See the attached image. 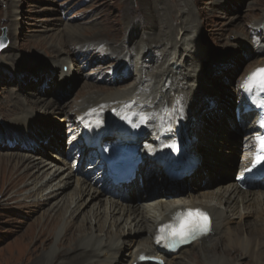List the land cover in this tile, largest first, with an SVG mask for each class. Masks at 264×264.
I'll use <instances>...</instances> for the list:
<instances>
[{"label":"bare ground","instance_id":"1","mask_svg":"<svg viewBox=\"0 0 264 264\" xmlns=\"http://www.w3.org/2000/svg\"><path fill=\"white\" fill-rule=\"evenodd\" d=\"M169 4L175 6V2H169L164 7L168 8ZM164 7H156L159 14L153 17L155 23L153 28L150 25L149 33L144 28L137 33L127 27L122 43L117 45L97 33L92 35L94 31L87 28L66 24L53 40L39 38L32 42L34 48L50 55L52 59L48 61L29 60L32 57L29 56L20 57V62L15 63L19 54L9 50L17 57L12 61H6L3 52L0 54V80L5 73L9 80L14 76L20 80L19 69L29 64L33 67L29 68L33 77L41 83L35 92L11 94L0 103V151H14L0 152V194L8 187H15L3 199L5 203L15 196L18 202L26 201V207L36 210L48 205L39 217V229L30 234L34 242L28 252L34 258L30 264H118V261L120 264H244L241 259L246 257L250 258V264H264V217L255 218L248 225L229 226L235 218L264 216V189H242L233 180L210 188L241 167L237 157L244 156L240 151L248 143L251 123L246 121V115L242 116L243 122L235 119L234 94L249 73L264 68V9L257 17L261 21L255 26L259 31L257 37L252 36L251 30L236 32L237 52L251 59L242 74L233 75L237 69L235 62L226 60L228 63L220 64L221 58L210 60L203 43L205 38L194 30L192 15L185 4L179 7V15ZM175 21L179 23L172 24ZM157 24L159 29L155 32ZM16 29L11 28L10 33ZM144 33L146 41L155 34L157 43L147 45L139 39ZM196 33L197 41L193 38ZM63 40L74 42L56 53ZM139 40L143 44L137 45ZM151 50L155 51L154 56L149 55ZM63 52L67 57H62ZM81 58H86L88 63L97 59L106 62L97 68L99 75L108 79L106 86L94 88L92 83L83 82L81 89L87 93L75 106L57 103L54 97L44 100L42 96L48 89L40 86L50 85L57 71L50 93L62 94L73 88ZM39 60L45 65L34 66ZM206 60L215 68L204 69ZM130 67L134 74L131 82L126 86L115 85ZM109 69L114 78H107ZM218 78L226 80L223 95L210 85ZM237 78L234 88L232 81ZM20 83V87L32 85L29 79ZM31 97L35 98L30 100ZM144 115L149 117L147 122H141ZM63 124L69 127L63 130ZM121 128L142 129V153L147 161L139 168L138 177L124 185V189L97 181L92 164H86L81 172L85 174L79 175L80 152L68 164L75 153L67 151L83 142L84 132L92 138L103 135L105 140H112L110 135ZM176 132L178 139H191L186 141L185 150L198 155V163L194 172L183 177L170 191L163 168L151 164L147 157L167 153L166 141ZM61 133L68 136L66 145ZM82 150L86 152L85 148ZM202 183L210 187L201 190ZM22 191L25 193L19 194ZM188 208L207 213L210 231L180 248L172 249L170 241L157 243L159 227L172 222L177 211ZM243 226L248 229L242 236ZM50 241L51 245L46 247ZM189 250L193 251H190L193 259L185 254Z\"/></svg>","mask_w":264,"mask_h":264},{"label":"rangeland","instance_id":"2","mask_svg":"<svg viewBox=\"0 0 264 264\" xmlns=\"http://www.w3.org/2000/svg\"><path fill=\"white\" fill-rule=\"evenodd\" d=\"M169 2H175L174 7L169 4L168 8L173 14L177 15H179V7L184 6V4L187 6V10L192 15V25L196 28L194 30H197L199 34L205 38L203 43L209 50L211 56L210 60H219V58H221L223 60L219 62L220 64L227 61H230V63L235 62L234 64L237 65V69L234 70L233 75L243 73L247 61L251 58H249L250 56L248 57L237 52V45H234L237 39L236 32L242 30L247 32V30H251L252 36L257 37L259 31L255 29V26L257 23L261 22L257 17L260 16L261 9H264V0H161L159 3L154 1L153 3L146 2L145 0H0V36L4 34L6 41L4 48L0 50V54L3 52L6 61H12V59L17 58L14 55L19 54L18 59L13 61L15 63L20 62V57L29 56H32L29 60L36 61L35 59H41L48 61L50 55H46L42 49L38 50V47L34 48L32 42L39 38H45L47 41L53 40L58 35V30L63 28L66 24L78 25L79 27H84V29L87 28L86 30L91 32L94 31L92 35L97 33L104 37L105 41L112 42V45H117L122 43V38L127 33V27L129 31H136L137 33L144 28L145 32L148 31L149 33L150 25L152 28L154 27L153 22L155 23V21L153 17H157V14H159L156 7L167 6L166 3L168 4ZM157 3L158 5H155ZM168 8L165 9L168 10ZM179 21L172 22V24L175 25L179 23ZM138 22H140V24H136ZM144 23H146V25ZM13 27L17 29L16 32L11 34V28ZM155 27H157L155 28V32H158V24L155 25ZM178 33V31L175 32V38H178ZM154 36L155 34L152 36V39L146 41L143 39L145 37L144 33L139 36V39L145 41L147 45L156 44L157 39H154ZM196 36L197 33L193 38L197 41ZM142 41H137V45L143 44ZM72 42L74 41L63 40L62 46L55 50L56 53L58 50L65 49L66 45ZM164 46H166V42H164L163 47ZM9 50L16 54L13 55L9 53ZM39 51L41 53L36 54ZM154 53L155 51L151 50L149 55L154 56ZM67 55L66 52H63L62 57H67ZM86 60V58L79 59L77 63L79 66V73L76 75L77 80L75 81V85L73 88L66 89L65 93H50L53 84L52 81L57 79V75L59 74L58 71L53 74V80L50 85L42 84L40 88L48 89L42 96L44 100L49 99V97H54L55 99L53 100L57 103L65 104V102H68V104L75 106L84 99V95L87 93L86 90L81 89L83 82L92 83L91 85H93L94 88L99 86L105 87L108 79L105 80L106 78L104 79L102 75H99L97 68L98 66L106 64V62L97 59L92 63H88ZM210 60L204 61V69L211 68L212 70L215 68L214 65L212 66ZM0 64H2L1 61ZM42 64L45 65L43 61L39 60L34 66H43ZM25 65H28V67L19 69L21 70L19 74L21 75L20 80L15 76L9 80L6 73L4 75L2 74V79L0 80V103L5 101L11 94L14 96L18 92L22 93V91H37V84L40 85L41 83L39 84L37 78L33 77L34 74L31 72L33 67L29 64ZM68 67L67 65V68ZM125 71L126 75L121 76L119 79L120 81L115 85L126 86L134 78L132 67ZM8 74H10V72H8ZM10 77H12V74ZM108 77L114 78V75H111L110 69L107 73V78ZM26 79H29L32 85L24 84L20 87L21 80L25 81ZM225 81L224 79L218 78L210 85L214 87L216 91H219L218 93L220 95H223L226 92V88H224ZM238 81L239 78H237V80L233 79L232 85L234 88H236L235 85ZM25 96H28V94L25 93ZM32 98L34 99L35 97H31L30 100H33ZM28 104L32 105L30 101ZM210 106H212V103H210ZM67 107L69 106H65L64 108L67 109ZM33 110L36 111L35 109ZM37 113L39 112L37 111ZM39 114L41 115V113ZM46 117L47 116L43 118ZM67 127H69V124H63L61 128L65 130ZM54 131L55 130H53V132ZM61 136L65 138L66 145L68 136L66 133H61ZM62 146H64V142ZM0 152L14 151L2 150ZM33 154L37 153L33 152ZM76 156V154H73V158L69 160L68 164L72 161L74 162ZM51 158L54 159V157ZM84 170V166L81 165L78 170L79 175L85 174L84 172L81 174ZM234 174L235 171L228 179L214 182L211 187L204 186V183H202L199 189L213 188L223 182H230ZM254 188L264 189V186H256ZM14 190L15 187H8L0 194V202L4 203L0 204V264H30L34 260V258L28 254L34 244V242L31 241L30 234H32L33 230L37 231V229H39V225H37L39 217H41V212L47 208L48 205H43L36 210V208L26 207V201L18 202V198L15 196H13L12 199H8V203H5L3 199H7L9 194ZM24 193L25 192L22 191L19 194ZM151 195H154V193H151ZM17 211L27 214V216L17 213ZM262 217L264 216L235 218L229 226L234 228L238 223H241V225L246 223L248 225L255 221V218L260 219ZM245 227L246 226H243L242 236L245 234V229H248ZM225 243L226 242H224L223 245ZM50 245L51 241L47 243L46 247ZM222 247L221 244L220 250H222ZM24 250H26V252H24ZM190 251L192 250L186 251L185 254L187 253V255H190ZM189 257L193 259L192 253ZM120 261L123 262L122 260ZM241 262L244 264L251 263L248 257L242 258ZM117 263L120 264L119 261Z\"/></svg>","mask_w":264,"mask_h":264},{"label":"snow or ice","instance_id":"3","mask_svg":"<svg viewBox=\"0 0 264 264\" xmlns=\"http://www.w3.org/2000/svg\"><path fill=\"white\" fill-rule=\"evenodd\" d=\"M2 46V45H0ZM240 87L246 92H253L258 89L260 93H264V68L253 70L241 83ZM257 106L264 108V97L259 98ZM127 119V117H125ZM148 116H141V122H147ZM260 127L264 128V114L257 121ZM255 153L252 161V168L264 165V134H257L254 137ZM175 147V145H169ZM151 151V148L149 147ZM245 171H251V168H246ZM210 231L209 217L207 213L199 208H188L183 211H177L172 219V222L162 224L156 236L157 243L161 241H171L169 246H174L177 241L180 243L194 240L198 236L205 235ZM145 259V257H141Z\"/></svg>","mask_w":264,"mask_h":264},{"label":"water","instance_id":"4","mask_svg":"<svg viewBox=\"0 0 264 264\" xmlns=\"http://www.w3.org/2000/svg\"><path fill=\"white\" fill-rule=\"evenodd\" d=\"M5 44H6V41H5L4 34H3L2 36H0V45H2L0 46V50L4 48Z\"/></svg>","mask_w":264,"mask_h":264}]
</instances>
